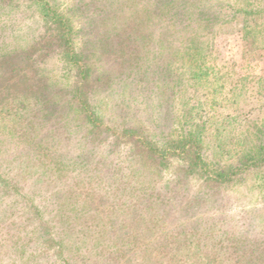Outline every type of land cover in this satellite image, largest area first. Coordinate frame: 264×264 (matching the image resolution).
Masks as SVG:
<instances>
[{
    "label": "rangeland",
    "instance_id": "374dc122",
    "mask_svg": "<svg viewBox=\"0 0 264 264\" xmlns=\"http://www.w3.org/2000/svg\"><path fill=\"white\" fill-rule=\"evenodd\" d=\"M48 1L71 21L75 45L89 56L93 74L109 76L93 96L105 122L119 132L141 128L161 143L197 132L207 160L226 167L264 143V0ZM17 2L0 0V56L30 46L46 30L35 7ZM208 18L211 26L204 23ZM33 65L43 81L63 89L59 113L32 99L20 100L24 109L12 98L0 99V174L16 179L29 202L46 208L42 224L55 226L58 237L38 231L41 220L24 214L29 204L13 206L15 199L0 191V264H124L138 247L122 246L126 257L114 260L119 248L109 243L116 236L110 226H128L121 210L153 190L165 212L154 235L193 225L200 235L208 230L210 249L222 246L229 254L239 242L235 254L264 264V168L223 187L203 185L172 160L160 174L148 165L143 172L138 151L123 138L86 139L67 102L74 72L57 53H39ZM29 71L28 77L35 75ZM76 187L94 192L85 215L63 198ZM61 204L74 221L71 232L59 228ZM94 222L109 242L90 243L99 232Z\"/></svg>",
    "mask_w": 264,
    "mask_h": 264
},
{
    "label": "trees",
    "instance_id": "16d2710c",
    "mask_svg": "<svg viewBox=\"0 0 264 264\" xmlns=\"http://www.w3.org/2000/svg\"><path fill=\"white\" fill-rule=\"evenodd\" d=\"M17 1H21V3L26 2L30 7H35L46 25V30L30 46L21 50H13L0 56L1 100L12 98L15 104H19L18 109L19 106L24 109L20 105V103H23L20 100L26 101L32 99L43 108L49 107L46 111L59 113L57 107L59 100L63 99V89L59 87L52 88L49 82L43 81V78L37 75L38 70L33 65L39 53L42 55L50 50L57 53L74 72L75 84L72 91L68 94L69 98L67 102H71L74 105L75 114L82 123V126L86 128V139H90L91 142L99 141L101 143L103 140L99 137L101 135L113 137L115 140L123 138L127 141V144L129 143L130 150L133 151L134 148L138 151L137 159L132 155V151L129 153L135 158L136 163L140 164L143 172H145V168L146 170L148 169V165V167L156 169L159 173L162 168L168 167L172 160L184 164L188 172L196 173L202 180L203 185L223 187L231 184L236 178L246 172L264 168V143L259 144L252 151L240 157L238 163L230 164L226 167L219 162L207 160L200 141L201 136L197 132L185 131L181 137L169 138L167 142L161 143L152 136H149L141 128L124 126L122 131L119 132L116 126L113 127L107 124L103 114L96 107L93 95L99 86L104 85V81H108L109 83V76L106 73L101 75L93 74L89 56L79 52L75 45V33L71 21L60 13L48 0ZM17 3L15 6H18ZM212 22L213 20L208 18L204 23L211 26ZM246 26L247 20L244 23V27ZM36 54L37 56H35ZM29 70H33L35 75L28 77L25 73ZM9 104L11 103L6 105L8 106ZM59 164L63 167L66 166L64 161ZM80 189V187H76L75 190L70 189L63 198L69 205L78 207L76 210L73 208L76 214L80 211L85 215L87 208L89 210L92 207L93 203L91 199L94 192H92L93 190L83 191ZM0 191L15 199L13 200V206L22 202L29 204L24 214L27 218L35 216L41 220L38 231H45L50 237H58V233L55 232V226H49L48 223L50 222L46 223V227L42 224V222L44 223L43 216L46 208H42L34 202H29L28 196L24 193V190L16 179L6 178L0 174ZM84 194L85 198H83ZM154 197L156 198L154 199ZM160 197V192H155L154 190L149 194L135 195V202L131 201L129 207H125L126 211L121 210L129 218L128 226L121 224L116 229L110 226L112 234L116 235L112 238L113 240H110L107 239V235L105 236L104 230L97 228L99 224L94 222V228L99 232L95 237V239L97 238L96 240L90 236V243L99 245V241L104 240L105 237L108 242L109 240L111 241L109 243L112 244L114 242V246L117 249L119 248L118 251L115 254L110 252L105 253L107 255L104 258L109 259V255L114 254L116 256L112 258L118 261H120L121 257H126V252H124L122 246L138 247V250L124 264H251V262H254V260L247 258L248 255L245 252L241 255L238 252L235 254L236 249L239 250V248H235L240 245L239 242L233 244L235 246H232V249L234 248L235 251L229 252V254L228 252L223 253V249L227 250V248H222V246L220 247L221 249H210L211 247L205 243L206 240H211L208 230L204 229L202 235H200L198 234L200 231L198 227L193 225L190 229L184 228L181 232L176 230L162 233L161 235H154L156 234L155 229L158 231L162 229L160 221L165 215V212L160 209L163 205L155 201L160 199ZM79 201L83 203L81 204ZM88 204L90 206H87ZM118 206L122 207L123 203ZM67 207L66 205H60V208L56 211V219L60 220L61 226L59 228L62 231L66 229L65 232H71L74 230V221L68 216ZM128 210L130 211L128 212ZM127 227L128 232H123L122 230L125 231ZM149 230L154 231V233L148 235ZM118 231L121 233H114ZM202 244L204 248H201L200 245ZM63 248L60 245V253H62ZM235 256H237L235 262L230 263L231 259ZM64 261L66 264H70L68 260Z\"/></svg>",
    "mask_w": 264,
    "mask_h": 264
}]
</instances>
